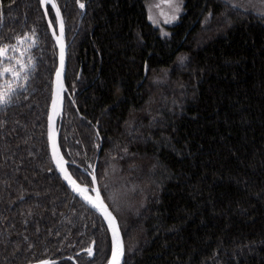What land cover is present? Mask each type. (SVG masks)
Returning <instances> with one entry per match:
<instances>
[{"label":"trees","instance_id":"trees-1","mask_svg":"<svg viewBox=\"0 0 264 264\" xmlns=\"http://www.w3.org/2000/svg\"><path fill=\"white\" fill-rule=\"evenodd\" d=\"M56 1L69 41L59 145L81 184L94 169L105 200L113 158L136 183L123 264H264V18L182 0L163 35L146 0ZM24 37L22 56L10 45ZM4 47L0 264H104L109 229L48 150L57 49L41 0H0Z\"/></svg>","mask_w":264,"mask_h":264},{"label":"water","instance_id":"water-1","mask_svg":"<svg viewBox=\"0 0 264 264\" xmlns=\"http://www.w3.org/2000/svg\"><path fill=\"white\" fill-rule=\"evenodd\" d=\"M49 6H51V9L53 11V15L55 18V24L52 23L51 18L49 16V13L46 9V3H42L41 5L44 11L45 19L48 25V28L50 29V32L53 36L56 49H57V65L53 74L52 79V89H51V96L49 100L48 110H47V118H46V132H47V141H48V150L49 154L53 163V166L60 176V178L63 180V182L66 184V186L70 189V191L78 197L85 205H87L89 208L94 210L106 223L112 241H113V229L109 225V221L105 218L104 212L102 209L94 208L87 200H85V196H87L92 201L97 200V196H99V200L104 204V206L107 209V212H110L112 217H114V226L117 229L118 237L123 245V255L121 257V264L124 263V241L122 232L119 226V222L117 220V217L105 201L100 188L98 184V180L96 177V174L94 172V169L91 173H89V177L91 179V190L94 193V196L91 197L83 184H81L70 172L68 168V163L65 157L63 156V153L61 151L60 145H59V111L63 107V101H64V95L66 90V84H65V77H66V68H67V48H68V40L66 36V28H65V22L62 15V11L59 7V4L56 0H51V3H47ZM55 4V7L52 5ZM84 11V7L82 8ZM59 13V14H58ZM61 21L63 23V28L61 29ZM59 74V75H58ZM53 138L55 141V149L53 148ZM97 161V159H96ZM65 175H67L70 179L66 180ZM75 189V190H74ZM81 190L83 194H81ZM54 261L51 259H42L38 261H31L23 264H53Z\"/></svg>","mask_w":264,"mask_h":264},{"label":"rangeland","instance_id":"rangeland-1","mask_svg":"<svg viewBox=\"0 0 264 264\" xmlns=\"http://www.w3.org/2000/svg\"><path fill=\"white\" fill-rule=\"evenodd\" d=\"M223 4L228 3L232 7H238L241 10H250L260 15V17L264 18V0H221ZM147 5V13L150 22L159 28V32L163 35L169 33L168 26H171L174 22L179 19V15L183 10V1L182 0H146ZM46 9L48 4L46 3ZM215 20L212 15H207L206 19L202 22V26L205 27L207 23ZM19 39L16 45H10V47H16L22 52L20 55L24 56L28 50L26 49V45H30L31 40L27 37ZM23 41L24 44L21 43ZM1 52L5 51V47L0 49ZM3 53V57H4ZM187 55H181L180 60H186ZM167 72H163L158 75L161 81H164L168 77L166 75ZM63 106V105H62ZM62 108L59 111V116H61ZM91 173V172H90ZM99 184V182H98ZM87 193L93 197L94 193L91 190V185L83 184ZM102 190L106 193V202L117 217V220H120L121 226L123 230L128 229L129 224V216L131 214V208L134 210L138 208L140 203L136 204V183L130 181L124 175L120 173L119 161L116 158L110 162V164L106 168V172L104 174V179L101 182ZM100 188V186H99ZM101 191V189H100ZM102 193V192H101ZM104 197V196H103ZM105 199V198H104ZM135 205V206H134ZM119 222V221H118ZM122 232V229H121ZM123 236V235H122ZM112 239V238H111ZM124 241V240H123ZM113 244V241H112ZM112 250V248H111ZM125 252V245H124ZM125 258V255H124ZM111 260V254L108 260L104 264H109Z\"/></svg>","mask_w":264,"mask_h":264},{"label":"snow or ice","instance_id":"snow-or-ice-1","mask_svg":"<svg viewBox=\"0 0 264 264\" xmlns=\"http://www.w3.org/2000/svg\"><path fill=\"white\" fill-rule=\"evenodd\" d=\"M42 3H51V0H42ZM53 7H55V4L52 5ZM81 8L84 7L83 4L80 5ZM59 14V13H58ZM63 28V23L61 21V29ZM7 71V70H6ZM59 75V74H58ZM0 102H3V99L0 98ZM53 148L55 149V141L53 138ZM65 179L69 180L70 178L65 175ZM75 190V189H74ZM81 194H83L82 190H81ZM85 200H87L94 208H98V209H102L105 215V218L109 221V225L110 227H112L113 229V244H112V250H111V261L110 264H121V257L123 255V245L118 237L117 234V229L114 226V217H112L110 212H107L106 207L104 206V204L99 200V196H97V200L96 201H92L91 199H89L87 196L84 197ZM88 254L92 255V249L89 248L88 250Z\"/></svg>","mask_w":264,"mask_h":264},{"label":"bare ground","instance_id":"bare-ground-1","mask_svg":"<svg viewBox=\"0 0 264 264\" xmlns=\"http://www.w3.org/2000/svg\"><path fill=\"white\" fill-rule=\"evenodd\" d=\"M111 261V260H110ZM110 264V263H109Z\"/></svg>","mask_w":264,"mask_h":264}]
</instances>
